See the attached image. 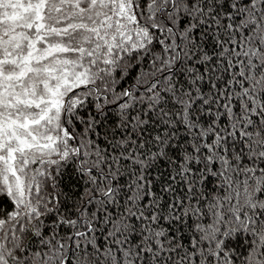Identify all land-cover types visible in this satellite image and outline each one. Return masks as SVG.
<instances>
[{"label": "snow or ice", "instance_id": "snow-or-ice-1", "mask_svg": "<svg viewBox=\"0 0 264 264\" xmlns=\"http://www.w3.org/2000/svg\"><path fill=\"white\" fill-rule=\"evenodd\" d=\"M0 264H264V0H0Z\"/></svg>", "mask_w": 264, "mask_h": 264}, {"label": "trees", "instance_id": "trees-1", "mask_svg": "<svg viewBox=\"0 0 264 264\" xmlns=\"http://www.w3.org/2000/svg\"><path fill=\"white\" fill-rule=\"evenodd\" d=\"M136 75V68H132L131 74L129 77L126 79V81L121 84V87L131 85L135 81L133 80L132 77ZM112 117V121L116 120L117 117L115 113L110 114ZM114 127L111 121L107 122L103 127L97 129L98 135L95 137V139L98 140V142L101 144L103 147V141H104V135L103 133L107 132L110 128ZM82 126L77 123L75 131L80 132L82 131ZM91 135V133L89 134ZM153 175H156L154 172ZM211 182L208 183L207 189H201V191L206 192L209 196L212 195L211 189L216 187V184L212 178H210ZM57 191L63 193L61 196V199L65 201L66 204V213L74 212L75 210L72 208V204L74 202H78L77 200V195L83 196L84 199H87V186H86V178L85 179H80L79 174L76 171V169L72 166L69 165L67 168L63 169V175L60 178V183L57 186ZM5 208H9L10 205L5 201L4 204ZM114 212H117L116 209H113ZM75 218V216H73ZM186 235L191 236V233H186Z\"/></svg>", "mask_w": 264, "mask_h": 264}]
</instances>
